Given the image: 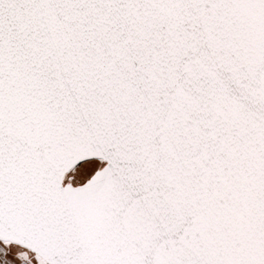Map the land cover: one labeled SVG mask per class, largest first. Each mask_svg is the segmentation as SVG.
<instances>
[{
  "label": "snow or ice",
  "instance_id": "snow-or-ice-1",
  "mask_svg": "<svg viewBox=\"0 0 264 264\" xmlns=\"http://www.w3.org/2000/svg\"><path fill=\"white\" fill-rule=\"evenodd\" d=\"M0 264H264V0H0Z\"/></svg>",
  "mask_w": 264,
  "mask_h": 264
}]
</instances>
